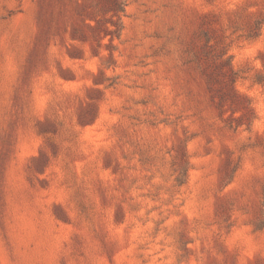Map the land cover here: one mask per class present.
I'll list each match as a JSON object with an SVG mask.
<instances>
[{
    "label": "rangeland",
    "instance_id": "1",
    "mask_svg": "<svg viewBox=\"0 0 264 264\" xmlns=\"http://www.w3.org/2000/svg\"><path fill=\"white\" fill-rule=\"evenodd\" d=\"M113 1L0 0V264H264V0Z\"/></svg>",
    "mask_w": 264,
    "mask_h": 264
},
{
    "label": "trees",
    "instance_id": "2",
    "mask_svg": "<svg viewBox=\"0 0 264 264\" xmlns=\"http://www.w3.org/2000/svg\"><path fill=\"white\" fill-rule=\"evenodd\" d=\"M124 2H125V0H123L122 2L120 0H114L113 1V6H112V8L110 10V12H112V14H113L112 16H116L117 12H121L122 11L121 7L124 6ZM115 32H116V30L109 31V33H115Z\"/></svg>",
    "mask_w": 264,
    "mask_h": 264
}]
</instances>
